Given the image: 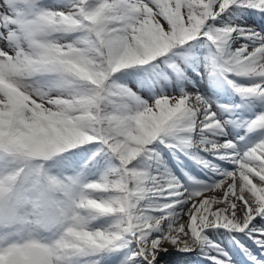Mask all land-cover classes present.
I'll list each match as a JSON object with an SVG mask.
<instances>
[{"label": "snow or ice", "instance_id": "1", "mask_svg": "<svg viewBox=\"0 0 264 264\" xmlns=\"http://www.w3.org/2000/svg\"><path fill=\"white\" fill-rule=\"evenodd\" d=\"M0 264H264V0H0Z\"/></svg>", "mask_w": 264, "mask_h": 264}, {"label": "rangeland", "instance_id": "2", "mask_svg": "<svg viewBox=\"0 0 264 264\" xmlns=\"http://www.w3.org/2000/svg\"><path fill=\"white\" fill-rule=\"evenodd\" d=\"M157 150H159V149H157ZM161 155H162V152H161ZM162 156H163V155H162ZM163 158H164V157H163ZM191 167H192V166L189 165V167H188L189 169H188V170L192 169ZM187 173H188V172H187ZM219 232H223V233H224V238H225V240H227V239L231 240V238L228 237L229 234L226 233L223 229H222V230H219ZM225 233H226V234H225ZM224 238H223V239H224ZM209 239H211V238H210V235H209ZM186 255H191V254H186ZM194 257H195V256H192V259H193V260H198V258L195 259Z\"/></svg>", "mask_w": 264, "mask_h": 264}, {"label": "bare ground", "instance_id": "3", "mask_svg": "<svg viewBox=\"0 0 264 264\" xmlns=\"http://www.w3.org/2000/svg\"><path fill=\"white\" fill-rule=\"evenodd\" d=\"M214 238V237H213ZM215 239V238H214ZM225 239V238H224ZM217 241V240H216ZM219 241H221V240H219ZM225 245H227L228 247H225V251L227 250V249H229L230 250V248L232 247V242L230 241H228V242H226V244ZM225 245H223V247L225 246Z\"/></svg>", "mask_w": 264, "mask_h": 264}]
</instances>
